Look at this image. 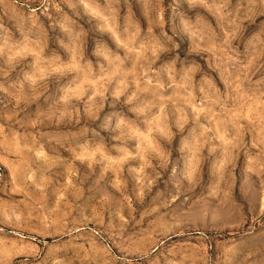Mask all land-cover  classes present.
I'll return each instance as SVG.
<instances>
[{
  "label": "rangeland",
  "instance_id": "obj_1",
  "mask_svg": "<svg viewBox=\"0 0 264 264\" xmlns=\"http://www.w3.org/2000/svg\"><path fill=\"white\" fill-rule=\"evenodd\" d=\"M0 264H264V0H0Z\"/></svg>",
  "mask_w": 264,
  "mask_h": 264
},
{
  "label": "clouds",
  "instance_id": "obj_2",
  "mask_svg": "<svg viewBox=\"0 0 264 264\" xmlns=\"http://www.w3.org/2000/svg\"><path fill=\"white\" fill-rule=\"evenodd\" d=\"M124 30L127 31L126 28ZM89 55L95 57L91 61L93 68H96L97 62L101 65L92 76V79L99 75L103 83L109 86V91L111 87H116L119 90V96L114 94L113 98L122 100L126 109L125 112L113 116L112 127L115 132L112 136L103 138L87 137L79 142L88 153L84 162L87 163L91 160L94 165L104 167L129 158L134 151H147L150 148L151 145L146 142L145 138L155 132V128H150V125L154 124L155 121L146 120V113L152 107L153 101L144 99L142 93L134 89L131 83L116 85L114 81L109 80L104 75V60L95 56V52ZM85 63H87V59ZM26 82L28 84L34 83L30 78ZM89 94H91V90H89ZM75 151L79 154L81 148L75 147Z\"/></svg>",
  "mask_w": 264,
  "mask_h": 264
}]
</instances>
